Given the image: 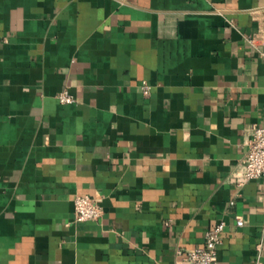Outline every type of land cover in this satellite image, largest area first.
<instances>
[{
    "label": "crops",
    "instance_id": "0c3cea01",
    "mask_svg": "<svg viewBox=\"0 0 264 264\" xmlns=\"http://www.w3.org/2000/svg\"><path fill=\"white\" fill-rule=\"evenodd\" d=\"M263 24L264 0H0V264H182L221 221L218 262L264 264V178L238 176Z\"/></svg>",
    "mask_w": 264,
    "mask_h": 264
},
{
    "label": "built area",
    "instance_id": "2783aa9c",
    "mask_svg": "<svg viewBox=\"0 0 264 264\" xmlns=\"http://www.w3.org/2000/svg\"><path fill=\"white\" fill-rule=\"evenodd\" d=\"M249 43L254 47H264V24L249 39ZM141 90L142 94L147 96L151 92V86L143 82ZM57 99L62 105H68L74 102L68 90L60 92ZM238 176L245 181L264 178V127L252 128L248 149L240 164ZM101 215L102 209L98 200L89 196H77L74 199L73 221L75 223L96 221ZM235 224L237 227H242L244 221L242 218L236 217ZM224 227L225 224L221 221L213 228L207 230L204 235V243L201 247L180 250L178 253L182 258V264H220L217 260V248L221 242V234Z\"/></svg>",
    "mask_w": 264,
    "mask_h": 264
}]
</instances>
